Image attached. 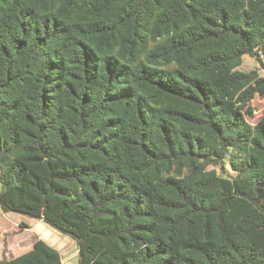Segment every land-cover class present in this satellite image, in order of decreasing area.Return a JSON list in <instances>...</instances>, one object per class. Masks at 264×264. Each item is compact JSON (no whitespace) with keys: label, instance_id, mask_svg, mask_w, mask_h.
Listing matches in <instances>:
<instances>
[{"label":"trees","instance_id":"1","mask_svg":"<svg viewBox=\"0 0 264 264\" xmlns=\"http://www.w3.org/2000/svg\"><path fill=\"white\" fill-rule=\"evenodd\" d=\"M260 71L264 0H0L1 210L78 264H264Z\"/></svg>","mask_w":264,"mask_h":264},{"label":"rangeland","instance_id":"2","mask_svg":"<svg viewBox=\"0 0 264 264\" xmlns=\"http://www.w3.org/2000/svg\"><path fill=\"white\" fill-rule=\"evenodd\" d=\"M255 63L254 59L245 57L240 69L251 71L255 68ZM260 74L264 76L263 71H260ZM254 106L256 107L255 118L249 119L252 124H255L262 116L264 100L259 99ZM1 190L2 187L0 183V192ZM24 223L31 226L32 230L25 231L26 229L20 228V225ZM45 234L48 236L51 235L52 240L54 238L57 239L54 240L57 243L55 246L58 248L62 257L67 258L66 264H78V248L73 238L58 232L43 221L17 213H5L0 208V261L11 259L27 252L32 248V242L35 236L39 237ZM61 243H63L62 247H60Z\"/></svg>","mask_w":264,"mask_h":264},{"label":"crops","instance_id":"3","mask_svg":"<svg viewBox=\"0 0 264 264\" xmlns=\"http://www.w3.org/2000/svg\"><path fill=\"white\" fill-rule=\"evenodd\" d=\"M26 225H28V224H26ZM28 228H24V229H26L25 231H29V230H32V227L31 226H27ZM21 228V227H20ZM36 238H39V239H42V240H44L45 242H47L49 245H51V246H53L54 248H56L57 250H58V248L55 246L57 243L54 241V240H57L56 238H54L53 240L51 239V235L50 236H48V235H40L39 237H37V236H35V238H34V240L36 239ZM46 238V239H45ZM34 242V241H33ZM33 242H32V244H33ZM29 243V242H28ZM63 246V243H61V246L60 247H62ZM63 258V257H62ZM64 260V264H66V259L67 258H63ZM71 264V263H70Z\"/></svg>","mask_w":264,"mask_h":264}]
</instances>
